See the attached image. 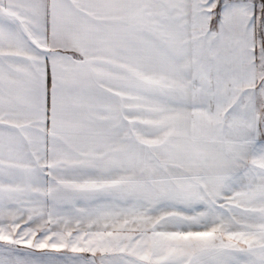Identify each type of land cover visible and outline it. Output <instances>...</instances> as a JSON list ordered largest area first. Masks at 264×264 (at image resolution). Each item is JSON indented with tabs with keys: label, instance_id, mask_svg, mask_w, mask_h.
Here are the masks:
<instances>
[{
	"label": "snow or ice",
	"instance_id": "1",
	"mask_svg": "<svg viewBox=\"0 0 264 264\" xmlns=\"http://www.w3.org/2000/svg\"><path fill=\"white\" fill-rule=\"evenodd\" d=\"M0 264H264V0H0Z\"/></svg>",
	"mask_w": 264,
	"mask_h": 264
}]
</instances>
